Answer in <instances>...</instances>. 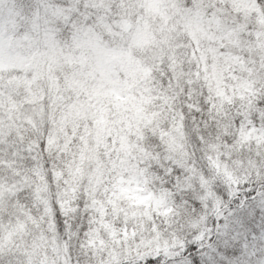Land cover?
I'll return each instance as SVG.
<instances>
[{
	"label": "snow or ice",
	"instance_id": "snow-or-ice-1",
	"mask_svg": "<svg viewBox=\"0 0 264 264\" xmlns=\"http://www.w3.org/2000/svg\"><path fill=\"white\" fill-rule=\"evenodd\" d=\"M0 264H264V0H0Z\"/></svg>",
	"mask_w": 264,
	"mask_h": 264
}]
</instances>
